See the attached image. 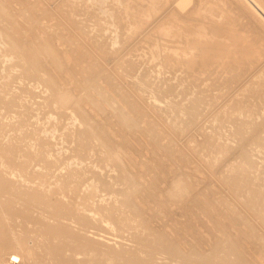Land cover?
<instances>
[{"label":"rangeland","instance_id":"1","mask_svg":"<svg viewBox=\"0 0 264 264\" xmlns=\"http://www.w3.org/2000/svg\"><path fill=\"white\" fill-rule=\"evenodd\" d=\"M178 1L170 0V3L168 2L159 12L152 13L151 16L156 20L157 25L163 22L161 18L169 9H176L179 12V7L176 6ZM196 1L193 0L187 10H191L197 3ZM217 3L218 6L221 4L218 10L222 8L223 12L225 9L222 14L220 11L221 15L224 17L229 15V19L236 21L235 23L231 20L233 28L236 25L234 29H231L233 39H235L231 42L235 44L234 53L228 55L229 58L231 56L228 60L224 54L225 50L218 49L213 54L215 57L217 52L220 53L219 58H217L218 54L215 58L210 56V61L204 58L203 63H195L190 67L191 60H188V66L187 61L183 62L186 59L178 63L176 61L178 58L175 59L177 55H173L174 58L168 55L169 58L166 56L165 60V54L162 55L163 49L162 53H158L162 55H159L160 59L153 58L149 50L153 47L151 42L156 41L153 43L160 46L165 43L166 38L159 36L156 32L157 25L153 24L155 20L151 16L149 18L144 15V11L148 9L146 5L142 6L146 4L144 0H0V20L11 24L8 29L0 24V30L3 31L0 41H7L8 37L16 36L20 44L48 55L54 73L60 75L59 70L63 68L67 71V75L80 79L81 83L76 82L79 88L75 95L63 93L59 95L60 100L72 102L75 97L79 105L86 108L85 112H90L89 115L98 130L115 135L113 146L118 155L114 158L117 162L113 160L112 165L117 169V173L114 174L112 171L108 173V167L102 169L103 171L100 168H92L93 172H100L103 178L109 174V178L113 176L117 181L125 183V190L128 188L131 191V202L135 200L146 202L148 210L141 209V219L144 224L152 232L164 235L166 240L176 244L187 253L190 249L201 253L209 249L207 245L200 244V238L192 237L195 230L198 232L197 226H203L204 231L212 235V242L217 241L215 236H219L221 231L220 223H217L220 216L214 207L220 211L230 207L231 214H242L252 222L253 226H261L259 218H255L254 213L247 215L244 212L243 203L249 195L246 197L248 191H244L243 188L250 181L264 186V33L255 29L240 5L235 4L233 0H217ZM138 8L140 10L142 8L144 14ZM126 11H134L131 13L133 16L137 13L141 14H137L136 19L133 17L134 21L128 20L129 25L127 26L125 21L130 13ZM130 17L133 19L132 16ZM143 20L149 22L146 23ZM130 22H134L132 29ZM223 28L225 29V26ZM235 29L239 30L237 31L239 35ZM14 30H19L20 36ZM225 31L227 30L221 32ZM248 35H251L250 37L254 40L249 39ZM27 36L34 38L29 40ZM57 39H60L59 44ZM113 39L117 42L114 47L111 45ZM254 44L258 45V48H255ZM260 46L262 48H259ZM221 47V49L224 48L223 45ZM239 49L244 50L241 53ZM257 53L260 54L257 55ZM4 55L5 47L2 46L0 85H10L11 92L19 94L20 84L15 79L19 72H12L11 77L5 79L11 63L6 61ZM66 55L73 56L75 59L70 66L65 65L64 56ZM170 57L173 58L171 61ZM221 60L219 64L218 61ZM258 61L263 65L260 76H258V69L262 65L258 64ZM101 68L107 76L117 80L120 87H112L115 93L109 88L108 82L95 76L97 70ZM116 69L121 73L119 71L117 73ZM48 70L51 72L47 67L46 71ZM48 80L49 77L47 79L41 77L33 89L38 97L36 104H31L33 109L28 113L32 118L29 120L41 131L42 140L51 143L50 150L54 155L53 158L61 159L57 166L65 168L64 164L70 163L71 160H64L61 157L71 155L70 150L74 146L67 134L76 130L80 121L73 125V121L69 118L64 117L65 120L63 119V113L60 110L54 108L52 110L46 105L42 106L43 99L45 100L48 96V93L44 92ZM32 84L33 82L26 81L27 88H31ZM99 85L106 89L107 97L102 95ZM119 91L122 97L119 96ZM195 100H197V110H192L191 107L196 105L193 103ZM187 109L198 112L195 124L189 126ZM49 111H52V115L49 113L51 117L48 115V119L46 115ZM55 113L56 116H54ZM78 113L81 116V111ZM45 119L47 122H44ZM11 120L7 110L0 111V122L9 124ZM53 124H56L55 128L52 127ZM63 125H71V128L63 127ZM57 129L64 131L59 132ZM47 131L59 133L53 132L50 136L51 134ZM256 133L259 135H255ZM9 135L12 133L9 132ZM253 135L258 138L261 135L260 138L263 139H260L262 143L260 141L258 146L252 141L254 140ZM63 139L64 142L60 143ZM248 141L253 144L249 146ZM245 143L249 149L246 148ZM68 145L69 149H64L65 146L68 148ZM243 146L247 149V154L244 155H252L250 158L252 157L255 167L246 168L247 179L240 184V190L235 191L226 185L225 178L231 174L236 175V170L241 172L240 169H235L237 168L235 165L241 164L239 156ZM59 148L61 149L57 150ZM248 150H250L249 154ZM88 158L89 156L83 160V168L87 165H89L87 168L92 166L93 162L90 161H94L96 157ZM235 158L238 160L236 161ZM234 159L236 162L233 161ZM86 160L90 161L85 162ZM60 163L61 165H58ZM124 164L129 168L126 170V174L130 177L129 182L123 178ZM227 165L235 167L228 169L230 166ZM72 166L75 167L76 164ZM225 171H229L230 174L226 175ZM111 179L109 182H112ZM100 190L108 192L106 197L111 194L109 189L101 184ZM262 191L264 192V189ZM258 201L264 202L263 194L259 196ZM198 216V223H193L192 218H198ZM262 228L264 230V227ZM262 228L260 227L259 230ZM124 237L130 239V233H125ZM111 238L117 239L114 236ZM254 241L256 244L259 243L257 240ZM261 251L262 245L259 243L253 252H247L251 255L257 253L256 255L259 256Z\"/></svg>","mask_w":264,"mask_h":264},{"label":"bare ground","instance_id":"2","mask_svg":"<svg viewBox=\"0 0 264 264\" xmlns=\"http://www.w3.org/2000/svg\"><path fill=\"white\" fill-rule=\"evenodd\" d=\"M144 1L146 4L142 6L146 5L148 8L143 7V9H147L144 11L145 14L142 8L141 10L139 9V6L138 9L149 18L153 12H159L168 2L170 3V0ZM233 1L235 4L240 5L242 11L247 15L255 29L264 33V0ZM196 2L191 10H187V7L193 3V0H179L176 3V6L179 7V12L176 9L168 8L169 11H166L161 18L163 22L160 21L161 23L159 24V20L157 19L158 25L156 24V20L151 16L155 20L153 24L157 25L156 32L159 36L166 38L165 43L160 46L157 43H153L156 41L151 42V46L153 47L150 46L149 50L153 54V58L160 59V56L165 54L163 56L166 60V56L168 57V55H177L175 59L178 58L176 60L178 63H180V60L186 59L183 62L187 61V65L188 60H191L189 62L190 67L195 65V63H203L202 60L204 58L210 61L209 57L212 56L213 58L215 55L213 54L214 51L218 49L220 51L225 50L226 53L224 52V54H226L225 56L228 60L231 58L228 55L234 53L233 47L235 45L231 43L235 40L233 39V30H231L233 28L231 20L233 19H229V15L227 17L221 15L225 9L223 8V12L222 8L218 10L221 4L218 6L217 0H197ZM137 10L134 11L136 12ZM134 11L126 12L136 19L141 13H137L138 15L134 13V15H137L135 17L131 15ZM143 14L142 17L144 16ZM130 16H127L126 23L128 20H135L134 18L131 19ZM142 19L140 18L139 20ZM150 21L152 22L151 19ZM145 22L149 21L146 20ZM128 23L127 26L129 25ZM0 24L6 26L7 29L11 26L9 22L2 20H0ZM153 24L152 27L154 26ZM222 26H225V29ZM132 28L133 25L131 26ZM218 28L222 32L224 30L227 31L222 33ZM14 31L20 36L19 30ZM237 31L239 30L235 29V32ZM2 32L0 30V37ZM244 33L241 34L243 35ZM159 36L158 39H160ZM250 36L249 39H253ZM153 37L155 38V36ZM27 38L32 40L34 37L27 36ZM57 40L59 44L60 39ZM250 44L252 43L250 42ZM111 45L113 47L117 45L115 39L112 40ZM162 45L164 47H161ZM222 45L223 49H221ZM2 46L5 47L4 57L6 61L11 63V68L5 79H9L12 72L17 71L19 73L15 79L20 86L18 87L19 94H15L11 92L10 85H0V111L7 110L12 119L9 124L0 122V264H264V230L262 228L264 227V202L258 201L261 194L264 196V192L262 191L264 186H259L249 180L248 185L243 188L244 191H248V193L245 192L247 194L246 197L248 195L250 197L246 198V202L243 203L244 212L247 215L254 213V217L259 218L260 227L262 228L260 230H263V232L260 233V227L253 226L252 222L242 214H231L232 209L230 207H227L224 211H220L214 207L220 216L218 221L215 218L217 223H220L221 229L219 236H215L217 241L212 242V235L210 236L209 232L204 231L203 226H197L198 232L195 230L192 237L195 239L200 238V244L202 246L207 245L208 251H204L203 253L194 249H190L188 253L182 251L176 244L166 240L164 235L152 232L144 224L141 219V209L144 211L148 210L146 202H138L136 200L135 202H131V191L128 188L125 190V183L117 181L113 176H110L113 178L112 180L108 177L109 174H107L109 180L111 179L112 181L109 182L107 177H104L106 178L104 179L99 174L100 172H93L92 168L104 170L108 167V173L110 171L114 174L117 173V169L112 165V161L115 160L117 162V159L114 158L118 155V152L113 146V137L115 135L98 130L89 115L90 112H85L86 108L79 105L75 97L74 99L71 98L72 102L60 100L61 96L59 95L63 93L75 95L79 88L77 83H81L80 79L67 75V71H64L63 68L59 70L60 75L54 73L50 66L51 62L48 55L20 44L16 36L8 37L7 41H0V51ZM254 46L258 48V45L254 44ZM259 48L262 47L260 46ZM243 50H240V52ZM258 51L262 52L260 49ZM158 53H162V55L159 54V56ZM219 54L217 58H219ZM250 54L248 53V55ZM222 56L225 57L224 55ZM64 59L66 61L65 65L69 66L75 61L74 57L70 55L64 56ZM225 59L224 61L228 62ZM220 62L222 60L218 61L219 64ZM257 63L260 64L259 61ZM263 65L258 69V76L261 75L260 70L263 68ZM47 67L51 72L49 70L46 71ZM95 76H99L102 80L108 82L110 84V86L108 85L109 88L114 93L113 88L120 87L117 80L107 76L102 68L97 70ZM41 77H45L46 79L49 77L44 91L48 93V96L45 100L43 99L42 106L46 105L51 107L52 110L53 108L58 111L60 110L63 113V119L64 117L66 119L69 118V120L73 121V125L80 121L79 127L67 134L72 142L71 144L74 146H72V149L70 148L71 155L66 151L67 157H61L64 160H71L70 163L65 161L67 162L64 164L65 168L57 166V163L61 162V159L57 157L53 158L54 155L50 150V147H52L51 143L42 140L41 131L29 120L32 118L30 117V113H28L33 109L31 104H36V98L38 97L34 94L33 89L39 83ZM28 80L33 82L31 88L26 87V81ZM253 85L255 86V84ZM250 87L252 86L250 85ZM99 88L102 95L107 97L106 89L100 87V85ZM118 93L122 97L120 91ZM57 96H59V100H57ZM193 103L194 105L196 103V105L195 107H191L192 110H197V100ZM187 110L188 126L193 125V123L195 124L194 121L197 120L198 112L190 109ZM78 111H81V116ZM51 112L47 113L46 118L49 119L47 116L52 115ZM56 115L55 113L54 116ZM52 119L50 120L52 121ZM71 121H69L70 124H72ZM44 122L42 120L43 124ZM48 123L46 124L49 125L50 123ZM54 125L56 124H53L52 127ZM68 126L65 127L67 128ZM70 126L69 128H71ZM57 130L59 132L62 131ZM9 132L12 135H9ZM47 132L52 136V133L57 131ZM61 136L63 137V134ZM240 136L243 137L242 135ZM257 136H254V140L252 141L255 142L254 145L258 146L263 139L260 138L261 135L259 138ZM255 137L259 143L255 141ZM68 138L67 140H69ZM62 142H64V139L60 143ZM250 143H248L249 146L253 144ZM69 145L68 148L65 146L64 149H69ZM245 146L241 147L240 156L238 155L241 157L239 159L241 160V164L235 165L238 156L235 158L236 161L235 159L233 160L235 161L234 165L237 166V168L234 166L235 169H240L241 172L239 173L236 170V175L234 174L235 172L233 173L234 176L232 174L228 175L230 172L225 171V173L227 172L226 175H228L225 178L226 185L235 191L240 190V184L247 179L245 174L246 168L255 167L251 159L252 157L250 158L252 156L249 154L250 150H248V157L244 155L247 154V149H249L247 146V149L244 148ZM55 149L53 150L57 151L61 148ZM242 149L245 150L242 151ZM59 152L58 154H61ZM85 156H89L90 159L96 157L94 161H85L93 162L89 168H87L89 166L87 163H85L87 165L86 168L82 166L83 160L87 158ZM128 156L130 157V155ZM73 164H76V166H72ZM58 165H61V163ZM227 166H230L228 169L234 168L231 165ZM126 170H129V168L124 164L123 178L129 182L130 177L126 174ZM233 171L235 170L233 169ZM100 184L109 189V193L111 192L110 196L106 197L108 192H105V190L101 192ZM254 200L258 202H253ZM157 204L159 205V203ZM198 221L199 216L198 218H192L193 223H198ZM125 233H130V239L124 237ZM112 236L117 239L111 238ZM254 240L259 241L262 245V251L259 256L256 255L257 253L253 255L249 254L259 244L258 242L256 244ZM12 258L15 259L13 260Z\"/></svg>","mask_w":264,"mask_h":264},{"label":"water","instance_id":"3","mask_svg":"<svg viewBox=\"0 0 264 264\" xmlns=\"http://www.w3.org/2000/svg\"><path fill=\"white\" fill-rule=\"evenodd\" d=\"M15 258H13V260H14Z\"/></svg>","mask_w":264,"mask_h":264}]
</instances>
